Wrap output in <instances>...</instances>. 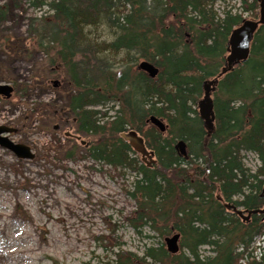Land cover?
I'll return each instance as SVG.
<instances>
[{
	"label": "trees",
	"instance_id": "obj_1",
	"mask_svg": "<svg viewBox=\"0 0 264 264\" xmlns=\"http://www.w3.org/2000/svg\"><path fill=\"white\" fill-rule=\"evenodd\" d=\"M218 1L29 0L51 11L32 18V48L46 52L47 66L63 68L71 89L65 109L77 132L96 137L84 146L89 156L136 172L131 224L165 239L180 233L176 252L163 241L145 247L143 255L119 248L112 264H264V255L257 259L250 251L264 235V213L245 218L234 211L264 208V25L253 34L248 59L220 77L209 134L198 101L204 82L220 74L231 33L244 19L232 9L220 15ZM6 8L0 6V14ZM240 8L257 14L259 0H242ZM105 21L115 37L93 43L86 28ZM120 52L127 54L115 66L100 56ZM141 61L151 62L156 76L141 69ZM152 117L164 120L166 130ZM132 130L156 156L152 166L135 156L124 136ZM179 140L186 142V156L176 147ZM243 151L256 154L255 170L244 163ZM203 246L211 253H201Z\"/></svg>",
	"mask_w": 264,
	"mask_h": 264
},
{
	"label": "rangeland",
	"instance_id": "obj_2",
	"mask_svg": "<svg viewBox=\"0 0 264 264\" xmlns=\"http://www.w3.org/2000/svg\"><path fill=\"white\" fill-rule=\"evenodd\" d=\"M241 3L222 0L214 8L220 15L232 9L245 19H258L259 9L257 14L243 11ZM5 5L0 14V83L14 90L10 98L0 97V125L11 127L9 138L30 146L35 156L21 158L0 146V264H112L119 248L143 255L151 244L166 245L165 237L149 227L139 233L131 224L129 217L137 208L130 194L136 172L89 156L81 140L92 143L96 137L77 132L65 109L71 89L63 68L47 66L46 52L32 48V18L51 11L47 6L34 8L29 0L0 2ZM85 33L93 43H101L115 37V28L105 21ZM46 34L47 41L50 32ZM126 54L100 56L115 66ZM73 145L76 151L68 157ZM242 155L246 166L255 170L256 154ZM135 156L149 163L140 153ZM263 237L255 238L252 251ZM201 253L210 254V248L201 247Z\"/></svg>",
	"mask_w": 264,
	"mask_h": 264
},
{
	"label": "water",
	"instance_id": "obj_3",
	"mask_svg": "<svg viewBox=\"0 0 264 264\" xmlns=\"http://www.w3.org/2000/svg\"><path fill=\"white\" fill-rule=\"evenodd\" d=\"M2 1L4 0H0V2ZM261 25H264V0H260V12L259 18L257 20L244 19L242 24L232 31L229 39L228 54L226 55V61L220 71V74L217 77L204 82V95L198 101V112L209 134L214 128L215 113L213 92L217 88V83L220 77L223 76L227 71L233 70L235 66L245 62L248 59L250 55V45L253 34ZM139 67L149 72L152 77L156 76L157 74V68L151 62L141 61L139 63ZM57 84L58 81H54V85L57 86ZM13 90L14 87L12 85L0 83V95L4 96L5 98H10L12 96ZM151 121L156 127L159 128L160 131L166 130L167 126L164 120L158 117H152ZM11 131H13L11 127L0 125V146L13 151L18 157L27 159L34 158L35 154L30 146L22 143H16L9 138L8 134H10ZM124 136L128 140L130 146L136 152L140 153L144 160H149L148 165H151L155 162L154 153L148 150L144 140L136 131L132 130L126 133ZM81 142L82 144L86 143L84 140H81ZM176 147L178 148L181 155H187V147L184 140H179ZM261 195L264 197V185ZM234 211H237L239 215L244 216L245 218H250L252 213H264V208L254 209L244 213L243 209L234 207ZM179 240L180 233H175L171 237H167V249L170 252L178 251Z\"/></svg>",
	"mask_w": 264,
	"mask_h": 264
},
{
	"label": "built area",
	"instance_id": "obj_4",
	"mask_svg": "<svg viewBox=\"0 0 264 264\" xmlns=\"http://www.w3.org/2000/svg\"><path fill=\"white\" fill-rule=\"evenodd\" d=\"M263 253H264V244H262L255 252H253V255H255L257 259H260Z\"/></svg>",
	"mask_w": 264,
	"mask_h": 264
},
{
	"label": "flooded vegetation",
	"instance_id": "obj_5",
	"mask_svg": "<svg viewBox=\"0 0 264 264\" xmlns=\"http://www.w3.org/2000/svg\"><path fill=\"white\" fill-rule=\"evenodd\" d=\"M1 97V96H0ZM143 161H145L143 158H142Z\"/></svg>",
	"mask_w": 264,
	"mask_h": 264
}]
</instances>
